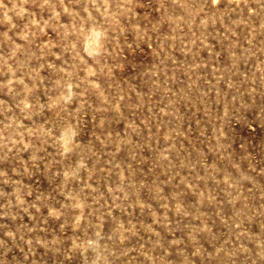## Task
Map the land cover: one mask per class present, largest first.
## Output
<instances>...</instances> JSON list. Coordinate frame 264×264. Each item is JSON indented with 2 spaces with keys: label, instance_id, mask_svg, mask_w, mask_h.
Wrapping results in <instances>:
<instances>
[{
  "label": "rangeland",
  "instance_id": "obj_1",
  "mask_svg": "<svg viewBox=\"0 0 264 264\" xmlns=\"http://www.w3.org/2000/svg\"><path fill=\"white\" fill-rule=\"evenodd\" d=\"M0 264H264V0H2Z\"/></svg>",
  "mask_w": 264,
  "mask_h": 264
},
{
  "label": "clouds",
  "instance_id": "obj_2",
  "mask_svg": "<svg viewBox=\"0 0 264 264\" xmlns=\"http://www.w3.org/2000/svg\"><path fill=\"white\" fill-rule=\"evenodd\" d=\"M0 4H2V0H0ZM3 7L7 9V11H5V18L6 19L10 18L9 15H8L9 12H12L13 14H19V12L16 11V9L20 7L19 5H16V4H3ZM100 7L103 8L104 5L101 4ZM96 27H97V30L100 31V33H101L102 43H103L107 39L106 32H105V30L103 29L102 26L97 25Z\"/></svg>",
  "mask_w": 264,
  "mask_h": 264
}]
</instances>
